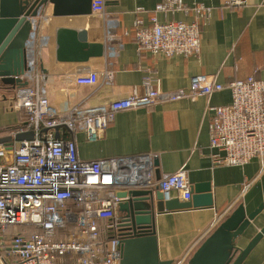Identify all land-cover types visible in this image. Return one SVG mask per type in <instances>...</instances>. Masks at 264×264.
<instances>
[{"label": "crops", "instance_id": "0c3cea01", "mask_svg": "<svg viewBox=\"0 0 264 264\" xmlns=\"http://www.w3.org/2000/svg\"><path fill=\"white\" fill-rule=\"evenodd\" d=\"M183 1L186 5L202 3L211 7L201 24V51L196 56L164 58L139 48L134 26L137 20L148 26L153 15L160 22L196 19L193 12L157 11L163 0H106L105 14L92 11L87 15L55 16L53 4L42 8L43 16L34 21V30L26 42L27 61L30 69L38 68L43 76L51 106L58 112L77 104L97 106L125 98L134 88L142 95L143 80L149 73L160 80L165 91L188 88L192 76L200 74H218L223 84L248 76L264 79V0H247L241 7L231 6L230 0ZM61 28L86 30L89 43L104 44L103 56L93 57L89 63L59 61L57 32ZM87 65L111 69L113 80L92 86L61 82V78ZM30 95L31 89L26 88L11 93L0 90V137L26 122ZM231 97L230 90L224 89L210 97L201 95L192 100L133 107L117 112L98 140L90 141L80 131L75 135L83 160L151 154L158 162L154 164L156 179L185 166L192 186L209 184L213 205L156 215L155 231L162 261L175 262L187 253L192 255L214 231L208 232L212 222L220 216L223 220L240 204L247 213L264 204L261 159L253 158L244 166H217L212 161L209 123L213 111L209 107L228 104ZM128 179L119 177V190L127 188L123 184ZM248 182L251 185L243 193ZM263 227L264 209L238 246L245 248ZM242 264H264V235Z\"/></svg>", "mask_w": 264, "mask_h": 264}, {"label": "built area", "instance_id": "2783aa9c", "mask_svg": "<svg viewBox=\"0 0 264 264\" xmlns=\"http://www.w3.org/2000/svg\"><path fill=\"white\" fill-rule=\"evenodd\" d=\"M247 0H230L241 7ZM106 0H93L92 11L106 13ZM157 11L193 12L195 20L134 23L140 49L154 56H196L201 51V24L211 7L202 3L186 5L183 0H163ZM41 9L33 22L43 16ZM89 63V62H86ZM84 63V64H86ZM28 69L23 79L28 84L16 89H31L26 122L9 131L16 135L33 131L34 139L0 144V264H120L121 248L116 219L120 201L117 192L120 176L128 185L157 187L164 200L192 198V184L185 166L156 179L151 154L83 160L77 150L76 133L90 141L98 140L117 112L146 107L160 102L210 97L229 89L231 101L210 106L209 123L213 164L244 166L253 158L264 166V79L248 76L223 84L218 74L192 76L188 88L165 91L160 80L149 73L143 80L144 93L137 88L125 98L97 105L77 104L58 112L50 103L46 84L38 68ZM111 69L83 66L61 78L69 86H92L113 80ZM67 134V136H66ZM133 178V179H132ZM251 182L245 184L243 193ZM222 221L216 218L208 232ZM103 222V223H101ZM103 224V225H102ZM191 254V253H190ZM185 254L172 264H185Z\"/></svg>", "mask_w": 264, "mask_h": 264}, {"label": "water", "instance_id": "95a60500", "mask_svg": "<svg viewBox=\"0 0 264 264\" xmlns=\"http://www.w3.org/2000/svg\"><path fill=\"white\" fill-rule=\"evenodd\" d=\"M93 0H0V90H16L28 84L23 77L27 72L26 42L32 32L31 17L49 3L53 14L87 15L92 12ZM57 59L62 62H87L104 54L103 43H89L86 30L61 28L57 32ZM33 131L0 137V144L11 147L13 142L34 139ZM157 165V158H154ZM117 196V222L120 237V264H172V260L159 258L155 231L156 215L190 207L213 205L209 184L192 186V198L180 201L178 197L164 200L157 187L128 185ZM264 209L261 204L247 213L240 204L224 218L214 231L202 242L185 264H242L253 247L264 235V227L251 239L245 248L238 243L247 234L256 218Z\"/></svg>", "mask_w": 264, "mask_h": 264}, {"label": "flooded vegetation", "instance_id": "af4514ba", "mask_svg": "<svg viewBox=\"0 0 264 264\" xmlns=\"http://www.w3.org/2000/svg\"><path fill=\"white\" fill-rule=\"evenodd\" d=\"M10 93L12 92V91H14V90H8Z\"/></svg>", "mask_w": 264, "mask_h": 264}, {"label": "trees", "instance_id": "16d2710c", "mask_svg": "<svg viewBox=\"0 0 264 264\" xmlns=\"http://www.w3.org/2000/svg\"><path fill=\"white\" fill-rule=\"evenodd\" d=\"M2 132V131H1ZM4 132V131H3ZM101 223H103V222H101ZM103 225V224H102Z\"/></svg>", "mask_w": 264, "mask_h": 264}]
</instances>
